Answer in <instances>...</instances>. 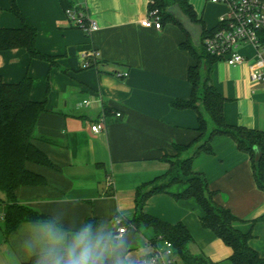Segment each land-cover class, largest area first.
Listing matches in <instances>:
<instances>
[{
    "label": "crops",
    "instance_id": "obj_1",
    "mask_svg": "<svg viewBox=\"0 0 264 264\" xmlns=\"http://www.w3.org/2000/svg\"><path fill=\"white\" fill-rule=\"evenodd\" d=\"M69 1L99 29L88 34L76 27L59 0H17L20 12L38 31L37 49L53 57V64L32 58L24 48L0 51L3 81L31 77V98L45 102L47 109L34 143L53 165L29 163L45 184L17 188V201L66 226L88 221L104 227L114 217L130 221L138 189L149 192L152 182L168 171L170 159L192 157V170L206 179L214 202L234 215V227L250 235V247L264 258V190L256 183L249 154L227 135L215 136L210 151L196 153L207 138L199 141L198 111L173 106L192 99L189 70L197 62L185 45H200L203 31L217 27L227 5L189 0L196 15L193 25L164 21L156 29L141 24L150 0ZM20 26L11 0H0V28ZM89 50L98 51V64L86 68L82 53ZM239 52L246 62L233 66L215 61L209 83L224 98L229 125L264 132V83L254 75L261 67L258 51L243 44ZM124 73L128 75L119 76ZM84 99L93 102L82 106ZM102 113L105 129L95 133L92 125ZM208 127H214L210 120ZM187 187L177 183L148 195L143 212L184 224L192 236L187 245L191 254L227 263L233 248L202 225L205 213L194 198L178 197ZM34 222L23 221L7 235L0 223V264H23L33 257L24 245ZM154 236L152 228L138 225V245L127 251L133 264L145 258L152 264L154 246H163V240L151 242Z\"/></svg>",
    "mask_w": 264,
    "mask_h": 264
},
{
    "label": "trees",
    "instance_id": "obj_2",
    "mask_svg": "<svg viewBox=\"0 0 264 264\" xmlns=\"http://www.w3.org/2000/svg\"><path fill=\"white\" fill-rule=\"evenodd\" d=\"M65 9L72 8L69 0H59ZM151 8H158L164 21L180 23L170 11V7L178 4L184 13L192 20H196L193 6L189 0H153ZM11 10L20 19L19 28H0V51L15 48L26 49L34 59H41L54 63L53 57L42 54L36 46L38 31L30 25L20 12L17 0H11ZM203 31L201 43L198 46L187 44V47L197 64L189 70L192 84V99L190 101H176V108L193 107L199 114V141L207 138L196 148L200 151H210L211 141L217 135L232 137L238 147L249 154L252 160L254 176L258 186L264 190V132H258L242 127L229 125L224 117V98L210 85L209 72L212 64L219 60L209 54L203 44L205 36L216 31ZM98 61H93L97 65ZM92 67V66H91ZM34 80L26 76L18 83H6L0 76V201L4 202L5 218L3 230L5 235L12 232L23 221H37L46 218L43 214L19 203L16 199V189L21 186L45 184L43 176L28 168L29 163L42 166H52L48 156L34 143L36 128L40 117L47 111L46 103L34 101L31 91ZM199 103V104H198ZM206 112V115L204 113ZM209 120L214 127L209 131ZM192 157H176L169 160L168 171L152 182V189L144 192L138 189L136 196V212L132 220L134 224H145L154 230L155 236L151 240L157 244L161 239L173 244L176 254L182 264H216L202 255H193L187 245L192 236L182 223L170 224L160 219L146 215L143 212L145 200L150 194L165 192L170 186L181 183L187 189L178 197L194 198L204 210L201 223L211 229L227 245L233 248V255L225 264H264V258L250 247V235L237 230L233 223L236 220L229 211L218 206L209 190L206 179L192 170ZM35 256L23 264H34Z\"/></svg>",
    "mask_w": 264,
    "mask_h": 264
},
{
    "label": "built area",
    "instance_id": "obj_3",
    "mask_svg": "<svg viewBox=\"0 0 264 264\" xmlns=\"http://www.w3.org/2000/svg\"><path fill=\"white\" fill-rule=\"evenodd\" d=\"M213 3H224L228 10L219 18V28L205 36L203 44L206 51L226 61L229 65H239L246 62V58L239 52L243 44H250L258 51L261 67L254 71L256 79L264 83V40L261 33L264 32V0H210ZM153 0H150L146 16L141 24L145 27L162 28V18L158 8H151ZM66 13L72 23L82 28L86 33L92 34L99 29L98 23L83 11L70 8ZM98 57V51L89 50L82 53L84 67H93V61ZM127 73L119 76H126ZM92 100L84 99L82 106H89ZM118 116L120 113L117 114ZM106 113H102L98 121L92 125V131L99 133L105 129ZM5 204L0 201V223L5 218ZM163 240V246H154L150 256L152 264H178L174 254V247L170 241Z\"/></svg>",
    "mask_w": 264,
    "mask_h": 264
},
{
    "label": "clouds",
    "instance_id": "obj_4",
    "mask_svg": "<svg viewBox=\"0 0 264 264\" xmlns=\"http://www.w3.org/2000/svg\"><path fill=\"white\" fill-rule=\"evenodd\" d=\"M130 228L123 217L104 227L88 221L66 226L58 218H42L34 222L24 247L35 256L34 264H133L122 251ZM141 264H148L147 258Z\"/></svg>",
    "mask_w": 264,
    "mask_h": 264
},
{
    "label": "water",
    "instance_id": "obj_5",
    "mask_svg": "<svg viewBox=\"0 0 264 264\" xmlns=\"http://www.w3.org/2000/svg\"><path fill=\"white\" fill-rule=\"evenodd\" d=\"M169 10L174 12L175 18L181 24L193 25L191 19L184 13V11L181 9V7L178 4H174L172 7H170ZM137 229H138V224H134L133 227L130 228L128 235L124 237V249H122V251H128V249L131 246L138 245L135 237L137 233Z\"/></svg>",
    "mask_w": 264,
    "mask_h": 264
},
{
    "label": "rangeland",
    "instance_id": "obj_6",
    "mask_svg": "<svg viewBox=\"0 0 264 264\" xmlns=\"http://www.w3.org/2000/svg\"><path fill=\"white\" fill-rule=\"evenodd\" d=\"M205 115H206V112H205ZM207 116V115H206Z\"/></svg>",
    "mask_w": 264,
    "mask_h": 264
}]
</instances>
